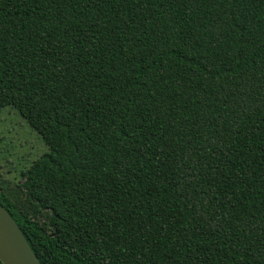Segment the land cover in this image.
I'll list each match as a JSON object with an SVG mask.
<instances>
[{"label":"trees","instance_id":"obj_1","mask_svg":"<svg viewBox=\"0 0 264 264\" xmlns=\"http://www.w3.org/2000/svg\"><path fill=\"white\" fill-rule=\"evenodd\" d=\"M8 105L43 264H264V0H0Z\"/></svg>","mask_w":264,"mask_h":264},{"label":"rangeland","instance_id":"obj_2","mask_svg":"<svg viewBox=\"0 0 264 264\" xmlns=\"http://www.w3.org/2000/svg\"><path fill=\"white\" fill-rule=\"evenodd\" d=\"M48 151L42 135L16 108L0 111V178L6 192L16 193L22 172Z\"/></svg>","mask_w":264,"mask_h":264},{"label":"water","instance_id":"obj_3","mask_svg":"<svg viewBox=\"0 0 264 264\" xmlns=\"http://www.w3.org/2000/svg\"><path fill=\"white\" fill-rule=\"evenodd\" d=\"M0 260L3 264H43L17 220L1 202Z\"/></svg>","mask_w":264,"mask_h":264}]
</instances>
